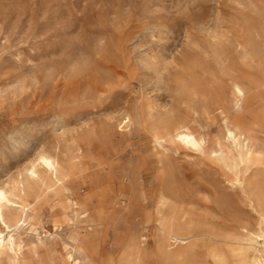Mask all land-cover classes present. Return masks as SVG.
<instances>
[{"label": "rangeland", "instance_id": "obj_1", "mask_svg": "<svg viewBox=\"0 0 264 264\" xmlns=\"http://www.w3.org/2000/svg\"><path fill=\"white\" fill-rule=\"evenodd\" d=\"M229 77L251 86L242 113L255 122L264 0H0V187L17 193L40 151L65 178L12 197L28 218L13 226L20 264H264V130L250 193L210 149L159 141L152 125L176 116L220 136Z\"/></svg>", "mask_w": 264, "mask_h": 264}, {"label": "bare ground", "instance_id": "obj_2", "mask_svg": "<svg viewBox=\"0 0 264 264\" xmlns=\"http://www.w3.org/2000/svg\"><path fill=\"white\" fill-rule=\"evenodd\" d=\"M220 27V26H219ZM214 36V35H213ZM247 36V35H246ZM249 37V36H248ZM252 37V36H251ZM231 38H233L231 36ZM236 38V37H234ZM241 38V37H240ZM239 39V37H238ZM246 39V38H245ZM222 40V39H221ZM237 40V38H236ZM240 40V39H239ZM243 40V37H242ZM241 40V41H242ZM228 42V41H227ZM230 43L232 42L231 40L229 41ZM228 42V43H229ZM238 42V41H237ZM247 42H249L247 40ZM221 43V42H220ZM233 43V42H232ZM231 43V44H232ZM217 44V43H216ZM223 44H225V46L227 45L226 42H224ZM230 44V45H231ZM236 44V43H235ZM246 44V43H245ZM249 44V43H248ZM221 45V44H220ZM240 45V44H239ZM247 45V44H246ZM246 45H242L244 46V48H246ZM216 47V45H214ZM213 46V47H214ZM224 46V45H223ZM224 46V47H225ZM228 46V45H227ZM248 46V45H247ZM231 47V46H230ZM233 47V44H232ZM250 47V46H249ZM253 47V46H252ZM217 48V47H216ZM229 48V46H228ZM236 47H234L235 50ZM223 49V48H222ZM231 48H229L230 50ZM251 50V47L249 48ZM254 49V48H253ZM238 50V49H236ZM248 50V48H247ZM255 50V49H254ZM217 51H221L218 50ZM239 51V50H238ZM225 53V50L221 51ZM228 53H230L231 51H227ZM227 52L225 53L227 55ZM235 52V51H234ZM241 53V49L239 51ZM249 54V53H248ZM215 55V54H214ZM237 55V54H236ZM245 56V53L243 54ZM193 56V55H192ZM224 56V55H223ZM222 57V56H221ZM192 58V57H191ZM216 58H218L216 56ZM224 58V57H223ZM227 58V57H226ZM222 59V58H221ZM221 59H219L218 61H220ZM225 60V59H224ZM186 61V60H185ZM189 61V60H188ZM226 61V60H225ZM184 62V61H182ZM232 62V61H231ZM250 62V61H249ZM188 63V62H187ZM209 63V61H208ZM219 64L221 63L218 62ZM218 64V65H219ZM221 64H224V62H222ZM185 65V64H184ZM210 66V65H209ZM221 66L218 67V71H220ZM223 68V67H222ZM221 68V70H222ZM227 68V67H226ZM225 68V69H226ZM217 70V69H215ZM227 71V70H226ZM213 72V71H212ZM250 72V71H249ZM220 73V72H219ZM234 73V72H233ZM237 73V72H236ZM243 73V71H242ZM245 73V72H244ZM243 73V74H244ZM247 73V72H246ZM252 72L249 73V76ZM215 74V73H214ZM224 74V72H223ZM228 74V73H227ZM213 75V73H212ZM230 75V74H229ZM233 75V74H232ZM255 75V74H254ZM217 76V75H216ZM215 76V77H216ZM220 76V75H219ZM217 76V77H219ZM247 76V74L245 75ZM256 76V75H255ZM221 77V76H220ZM222 78V77H221ZM212 79V78H211ZM229 79H231L229 77ZM258 79V78H257ZM186 80V79H185ZM216 80H218V78H216ZM220 80V79H219ZM225 80V79H223ZM183 81V79H182ZM194 81V80H193ZM226 81V80H225ZM201 82V81H200ZM258 82V80H257ZM223 83V82H222ZM228 83V82H227ZM195 84V83H194ZM218 84V83H216ZM224 84V83H223ZM226 84V83H225ZM224 84V85H225ZM199 85V83H198ZM219 85V84H218ZM190 86V85H189ZM220 88V86L218 87ZM223 88V86L221 87ZM227 88V85H226ZM190 91V90H189ZM190 93V92H189ZM212 93V92H211ZM251 93V86H248L247 84H245L243 82V80H241L240 78H232L230 83H229V88L226 89H222V93L224 98V102L227 105H231V108L233 110L232 115L229 114L230 112L227 110H225V107H218L217 109L220 110L222 117H223V121L222 118L220 121L223 122L222 125V133L220 136H215L213 138L208 137V135L203 134L202 132L196 131L195 127H193L192 125H190L189 123H186L184 120L176 117H164V118H160L157 121L153 122V127L161 130V133L157 135V139L159 141L161 140H166L167 137L169 138H173L174 142H177L178 144H180V146H183L185 148L188 149H194V150H201V151H207L208 149L211 150L213 157L219 161L224 168H229L230 171L232 170L235 174V180L237 185H241L243 188L247 187V185H249V180L250 178H248V181H245V176L247 173L244 174L246 167L248 165V163H250L253 159H255V151L252 147V143L253 141H251L254 137V134L259 131V130H264V108L259 109V111H257V113H255L254 115V121L255 122H249L247 119H245V117H243V109L245 108V104L248 103L247 99L249 97ZM255 93V92H254ZM217 94V93H216ZM185 95V94H184ZM183 95V96H184ZM214 95V94H211ZM252 96V95H251ZM205 97H207L205 95ZM213 97V96H212ZM216 97V96H215ZM250 98V97H249ZM213 99V98H211ZM219 99V96H218ZM222 100V99H221ZM251 101V99H250ZM215 101H213L214 103ZM218 104L220 101H217ZM192 106V105H191ZM206 106V104H205ZM212 106V105H211ZM248 107V106H247ZM195 108V107H194ZM193 108V109H194ZM213 108V107H212ZM151 109V108H150ZM248 109V108H247ZM196 110V109H195ZM174 113H176L175 110H173ZM178 111V108H177ZM189 111V110H188ZM205 111V109H204ZM245 111V110H244ZM229 112V113H228ZM131 114V113H130ZM245 114V113H244ZM150 115V114H149ZM178 115V113L176 114ZM185 117L186 114H185ZM215 117V116H214ZM192 119V118H191ZM251 120V119H250ZM131 121V116L129 114H127L125 116V121L122 120L121 122H124L125 125H128L129 122ZM190 122H192L190 120ZM189 124V125H188ZM221 124V123H220ZM219 124V126H220ZM107 126V124H105ZM120 125V124H119ZM199 125V123H198ZM124 126V125H123ZM122 126V127H123ZM193 127V128H192ZM200 127V125H199ZM202 128H204L202 126ZM108 128L106 127V130ZM200 129V128H199ZM206 131V130H205ZM211 132V131H210ZM260 132V131H259ZM206 133V132H205ZM212 133V132H211ZM264 133V131H263ZM208 134V132H207ZM210 135V134H209ZM213 135V134H211ZM264 136V135H263ZM154 137L156 138V135H154ZM262 138V136H261ZM254 141L255 142H261V139ZM172 140V139H171ZM170 140V141H171ZM167 142V140H166ZM173 142V143H174ZM263 142V141H262ZM261 142V143H262ZM253 143V145H254ZM177 144V145H178ZM263 144V143H262ZM264 145V144H263ZM262 146V145H261ZM257 147V146H256ZM259 147V146H258ZM264 149V147H263ZM46 150V149H44ZM41 153L39 154V157L37 159L36 162H34L31 167H29L26 171V173H24L25 175L22 176L21 180H18V183L16 185L15 190L17 191L14 192L11 188L8 187H0V264H20L23 260V247L20 245V242L17 241L15 233H14V225H19V223L25 220H28V218H22L20 216H18V214H16V216H13V214H15V212L13 213V211H18L19 209L15 208L12 206L11 203H15L14 200L17 201V199L20 200V198L22 197L21 195H25L29 194V193H33L34 191H36L37 189H39L42 183L45 182L46 176L48 178L50 177L53 180H56V182H63L64 178V172H63V164L61 159L59 158L58 155L56 154H52L50 152L47 151H40ZM261 153V151H260ZM207 154V153H206ZM209 154V153H208ZM213 158V159H214ZM222 166V167H223ZM68 170V169H67ZM229 172V171H228ZM251 172V171H250ZM256 172V171H255ZM254 172V174H255ZM47 174V175H46ZM68 174V173H67ZM66 174V175H67ZM65 175V176H66ZM233 175V174H232ZM252 176V175H250ZM49 178V179H50ZM47 181V179H46ZM55 182V181H54ZM55 182V183H56ZM245 182H247L245 184ZM58 184V183H57ZM60 184V183H59ZM233 184V183H232ZM55 185V184H54ZM235 185V184H233ZM46 186V184H45ZM49 186V184H48ZM47 186V187H48ZM61 186V185H60ZM39 187V188H38ZM50 187V186H49ZM62 187V186H61ZM67 187V186H66ZM43 187H41L42 189ZM68 188V187H67ZM46 190V188H44ZM63 189V188H62ZM246 189V188H245ZM247 190L249 191V189H246L245 191L247 192ZM40 191V189H39ZM44 191V190H43ZM245 192V193H246ZM251 193V191H249ZM35 194H37L38 192H34ZM32 194V196H36L35 194ZM264 193V192H263ZM262 193V194H263ZM247 194V193H246ZM249 194V193H248ZM19 196V198H16L15 196ZM245 195V194H244ZM14 196V197H13ZM21 196V197H20ZM39 196V194H38ZM13 197V199H12ZM249 197V196H247ZM24 198V197H23ZM252 199V197H249ZM247 199V198H246ZM166 200V199H165ZM254 199H252L253 201ZM250 201V200H249ZM248 201V202H249ZM256 201V200H255ZM256 203V202H255ZM11 204V205H9ZM252 204V203H251ZM20 205V207L24 204H17ZM253 205V204H252ZM255 205V204H254ZM15 206V204H14ZM256 206V205H255ZM257 207V206H256ZM264 207V206H263ZM25 208V207H23ZM21 208V209H23ZM26 209V208H25ZM262 209V208H261ZM260 209V212H262V210ZM259 210V209H258ZM23 211V210H21ZM20 211V212H21ZM264 211V210H263ZM19 212V213H20ZM24 212V211H23ZM26 212V211H25ZM28 212V210H27ZM22 213V212H21ZM30 213V212H29ZM263 214V213H262ZM23 215V214H22ZM30 215V214H29ZM25 217V216H24ZM182 219V218H181ZM180 219V220H181ZM263 219H264V214H263ZM262 219V220H263ZM30 220V219H29ZM261 220V221H262ZM260 221V223H261ZM26 223V222H25ZM182 223V222H181ZM24 224V223H22ZM178 224V223H177ZM263 224V222H262ZM31 225V224H30ZM264 225V224H263ZM21 228L22 226L19 225ZM21 228H17V231ZM262 228V227H260ZM170 229V228H169ZM178 229V228H177ZM263 229V228H262ZM261 229V230H262ZM16 230V229H15ZM171 230V229H170ZM186 230V228H181L180 231L184 232ZM260 230V229H259ZM260 230V231H261ZM263 232V236H264V229L262 230ZM8 232V233H7ZM191 232V231H190ZM18 234V232H16ZM8 234V235H7ZM186 234V233H185ZM260 237V236H259ZM143 239V238H142ZM173 239V238H172ZM175 239V240H174ZM174 239L173 241H182L183 238L178 235L175 234L174 235ZM253 239V238H252ZM257 240V238H255ZM236 241V240H235ZM241 241V240H240ZM253 241V240H252ZM172 242V241H171ZM234 242V241H233ZM238 242V240H237ZM257 242V241H255ZM173 243V242H172ZM174 243V244H175ZM258 243V242H257ZM181 244V243H180ZM239 244V243H238ZM233 245H235V242L233 243ZM232 245V246H233ZM244 246V245H242ZM40 247V246H39ZM38 247V248H39ZM43 247V246H42ZM216 247V246H214ZM235 247V246H234ZM237 247V244H236ZM213 248V247H212ZM241 248V247H239ZM248 248V247H246ZM217 249V248H216ZM236 249V248H235ZM221 249H218V251H220ZM243 250V248L241 249ZM240 250V251H241ZM246 250V249H245ZM239 251V252H240ZM258 251V250H257ZM37 252V251H36ZM32 253V251H31ZM212 253V252H210ZM225 253V252H224ZM234 253V252H233ZM241 253V252H240ZM27 254V253H26ZM252 254V253H251ZM222 255V254H221ZM254 255V254H252ZM256 255V254H255ZM254 255V256H255ZM28 256V255H27ZM212 256V255H211ZM260 256V255H259ZM219 258L214 259L215 261H218L217 264H225V261L223 258H221L220 255H217L215 258ZM253 257V256H250ZM249 257V258H250ZM27 258V257H26ZM213 259V258H212ZM251 260V259H250ZM240 264H246L244 262L240 263ZM247 264H263V261L256 257H253V259L251 261H249Z\"/></svg>", "mask_w": 264, "mask_h": 264}]
</instances>
